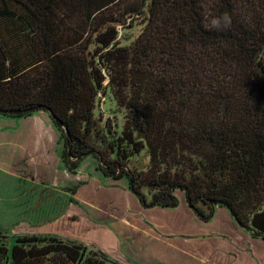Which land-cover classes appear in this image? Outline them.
<instances>
[{
  "label": "trees",
  "instance_id": "trees-1",
  "mask_svg": "<svg viewBox=\"0 0 264 264\" xmlns=\"http://www.w3.org/2000/svg\"><path fill=\"white\" fill-rule=\"evenodd\" d=\"M36 114L70 175L92 160L143 210L182 196L198 221L225 209L264 242V0H0V118ZM107 263L70 238L0 232V264Z\"/></svg>",
  "mask_w": 264,
  "mask_h": 264
},
{
  "label": "rangeland",
  "instance_id": "rangeland-1",
  "mask_svg": "<svg viewBox=\"0 0 264 264\" xmlns=\"http://www.w3.org/2000/svg\"><path fill=\"white\" fill-rule=\"evenodd\" d=\"M108 110L109 104L106 102L102 106L105 118L110 114ZM28 123L45 124L46 127L52 129L48 118L43 114H36L25 121L0 118V139L24 136L29 129ZM52 131L55 130L52 129ZM57 147L60 154L63 145L60 143ZM137 161L140 162L139 169H143L148 163V158L146 154H143ZM80 169H82L81 175H68L64 167L60 165V168L56 170L55 180L57 184L55 188H69L68 190H71L75 187L78 188L77 190H81L80 194L83 192L100 194L92 189L94 187L111 189L112 192L102 193L100 198L96 199L101 202L105 201L101 211L99 208H89V211L96 215L95 217L85 212L86 217L79 216V221H70L65 229V232L69 233L70 239L101 250L118 264H190V260L186 257H174L172 255V252L177 249L172 250L171 253L166 250H171L170 247L173 246L162 241H154L143 230L144 226L149 227L148 219L169 228L168 223L162 219L174 221L173 218H176L173 214L174 210L158 209L152 214H145L143 211L147 210H143L138 203L140 209L138 211L137 199L127 192L124 181L114 183L100 177L93 171L92 160L84 161ZM45 192L39 190V196ZM48 192L53 195L52 198L54 199L62 198V194L57 193V190ZM64 193L68 194L67 192ZM179 198L180 201H184L182 196ZM76 209L71 206L69 211L73 213ZM134 219L138 222V227L134 225ZM53 226L50 224L42 225L39 226V230L43 234H56L68 238L67 235L62 236L53 232ZM185 237L193 238V241L195 240L197 243H206L213 253L228 257L225 258L226 263H230L232 260L233 264H264V242L260 239H252L246 231L238 228L225 209L217 210L209 223L200 222L193 216ZM12 244L13 241L10 240L9 245ZM196 246L204 250L199 244Z\"/></svg>",
  "mask_w": 264,
  "mask_h": 264
},
{
  "label": "crops",
  "instance_id": "crops-1",
  "mask_svg": "<svg viewBox=\"0 0 264 264\" xmlns=\"http://www.w3.org/2000/svg\"><path fill=\"white\" fill-rule=\"evenodd\" d=\"M28 124L29 129L24 136L0 139V232L10 239L14 236L38 235L43 234L39 226L50 224L54 225L53 232L71 238L69 233L65 232L70 221H79V216H85V212L95 217L96 215L92 214L89 208H99L101 211L105 201L101 202L96 199L100 198L102 193H111L112 190L94 187L92 189L100 194L85 192L80 194L81 190H76L72 195L69 188H55L56 170L61 165L57 147L60 144L58 134L52 131L53 127L50 129L45 124ZM94 169L93 163L95 172ZM81 170L77 171L76 176L82 174ZM67 174L69 175L68 172ZM39 190L46 192L39 196ZM54 190L62 194L61 199L52 198L53 195L48 191L53 192ZM129 194L132 195L130 192ZM71 200L76 204L71 203ZM136 205L138 207V201ZM71 206L74 209L78 207L84 213L79 209L70 213ZM157 210L143 212L152 214ZM173 214L176 216L173 218L174 221L162 219L168 223L169 228L148 219L149 227H143L145 234L154 241H162L173 246L174 248L170 247L171 250H166L171 253L172 250L177 249L172 252V255L174 257L184 256L190 260V264H233L232 260L230 263L225 262V258L228 257L213 253L206 243H197L193 241V238L185 237L194 215L184 201H180L179 207L173 211ZM133 222L138 227L135 219ZM196 244L204 250L198 248Z\"/></svg>",
  "mask_w": 264,
  "mask_h": 264
},
{
  "label": "clouds",
  "instance_id": "clouds-1",
  "mask_svg": "<svg viewBox=\"0 0 264 264\" xmlns=\"http://www.w3.org/2000/svg\"><path fill=\"white\" fill-rule=\"evenodd\" d=\"M231 18L227 13L220 15L219 17H214L210 21V26L213 30L220 31L230 27Z\"/></svg>",
  "mask_w": 264,
  "mask_h": 264
}]
</instances>
